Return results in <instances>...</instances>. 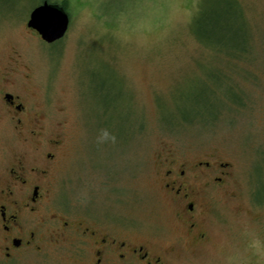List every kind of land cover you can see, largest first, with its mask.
<instances>
[{"label":"rangeland","instance_id":"obj_1","mask_svg":"<svg viewBox=\"0 0 264 264\" xmlns=\"http://www.w3.org/2000/svg\"><path fill=\"white\" fill-rule=\"evenodd\" d=\"M42 1L0 0V93L40 115L43 140L61 139L52 202L152 244L165 264H264V0L212 1L235 58L230 39L218 52L193 34L203 0H47L69 15L53 43L26 25ZM29 149L1 117L0 159ZM180 163L200 240L164 190Z\"/></svg>","mask_w":264,"mask_h":264},{"label":"flooded vegetation","instance_id":"obj_2","mask_svg":"<svg viewBox=\"0 0 264 264\" xmlns=\"http://www.w3.org/2000/svg\"><path fill=\"white\" fill-rule=\"evenodd\" d=\"M1 117L13 123L30 149L0 159V264H165L152 244L120 237L110 224L73 214L66 203H53L50 174L59 159L61 139L57 135L43 140L40 115L8 90L0 93ZM172 166L162 174L164 190L185 231L203 239L205 232L198 228L201 208L190 179L184 177L185 164ZM220 173L208 177L220 183L226 176Z\"/></svg>","mask_w":264,"mask_h":264},{"label":"trees","instance_id":"obj_3","mask_svg":"<svg viewBox=\"0 0 264 264\" xmlns=\"http://www.w3.org/2000/svg\"><path fill=\"white\" fill-rule=\"evenodd\" d=\"M44 1V0H43ZM213 0H203L200 4V7L197 13L194 15L192 19V32L196 36V38L207 44L214 47L215 50L221 52L225 47L226 40L230 39L232 45L229 47L227 54L231 58H235L239 56V51L241 48H237V44L232 40V36L228 34L231 32V28L228 26L225 17V13L221 10V8L217 7L216 5L212 4ZM63 6V5H61ZM64 7V6H63ZM65 9V8H64ZM237 37V36H236ZM222 73V72H221ZM223 77V78H222ZM222 80H224V74L222 73ZM218 77L215 76L214 82L218 84ZM230 80L227 79L224 82V89L227 93H235L234 92V85L229 83ZM208 91V92H207ZM206 93H216L214 90H208ZM203 93V92H200Z\"/></svg>","mask_w":264,"mask_h":264},{"label":"water","instance_id":"obj_4","mask_svg":"<svg viewBox=\"0 0 264 264\" xmlns=\"http://www.w3.org/2000/svg\"><path fill=\"white\" fill-rule=\"evenodd\" d=\"M26 25L46 43H53L65 35L69 15L60 4L44 0L30 11Z\"/></svg>","mask_w":264,"mask_h":264},{"label":"clouds","instance_id":"obj_5","mask_svg":"<svg viewBox=\"0 0 264 264\" xmlns=\"http://www.w3.org/2000/svg\"><path fill=\"white\" fill-rule=\"evenodd\" d=\"M103 137H109V134H108V132L107 131H105L104 133H103ZM112 140H115V137L113 136V137H110Z\"/></svg>","mask_w":264,"mask_h":264}]
</instances>
